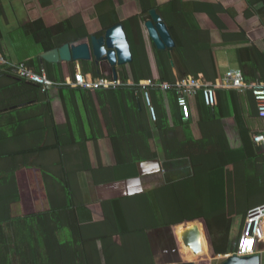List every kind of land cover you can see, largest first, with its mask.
<instances>
[{
    "label": "trees",
    "instance_id": "16d2710c",
    "mask_svg": "<svg viewBox=\"0 0 264 264\" xmlns=\"http://www.w3.org/2000/svg\"><path fill=\"white\" fill-rule=\"evenodd\" d=\"M146 23V18L141 16L133 20L142 78L152 81L151 85H141L134 62L124 65V77L117 88H72L69 83L76 75L73 69L72 80L46 91L40 85L17 77L11 68L1 70L0 79L28 85L34 95L63 88L93 92L94 98L103 94L117 98L119 94L128 105L130 131L122 121H117L118 131L108 127L104 132L112 140L118 165L127 167L155 160L153 135L158 131L166 158L189 157L193 175L179 183L103 202L94 207V222L81 223L78 208L84 201L77 182L71 181V172L60 159L52 160L55 153L59 155L58 149L55 145L42 146L41 131L35 141L28 142L24 132L26 120L10 118L18 104L1 102L0 264H158L149 231L196 220L203 222L212 253L227 256L236 249L232 247L234 219L241 217L244 224L252 209L264 205L263 150L255 145L251 155L247 153L243 159L231 162L227 153L242 149L232 146L222 130L208 124L212 121L199 125L201 136L195 139L190 121L183 118L179 107L178 82L189 77L198 79L200 74L212 85L221 82L215 53L197 49L200 32L183 29L177 34V29H171L177 45L170 55L157 48ZM251 50L256 81L264 82V54ZM26 64L38 73L45 71L50 80L54 79L50 67L36 65V61ZM84 70L90 73L86 62ZM58 71L61 73L60 69ZM108 77L99 76L94 69V79ZM162 84H169L171 88L165 89ZM223 91L217 90L218 105L208 107L212 114L213 111L218 114L225 107ZM146 93L155 110V121L148 116ZM102 132L99 135L104 137ZM32 168L40 171L45 193L39 199H45L48 208L29 212L25 203L32 189L26 179Z\"/></svg>",
    "mask_w": 264,
    "mask_h": 264
},
{
    "label": "crops",
    "instance_id": "0c3cea01",
    "mask_svg": "<svg viewBox=\"0 0 264 264\" xmlns=\"http://www.w3.org/2000/svg\"><path fill=\"white\" fill-rule=\"evenodd\" d=\"M153 9L162 16L170 31L200 32L197 49L215 53L221 78L229 70H241L247 82H258L251 49L264 54V0H0V56L11 65L36 61V65L50 67L56 84L72 80L74 72L93 78L94 69L99 76L114 79L107 63L98 66L86 62L90 73H85V62L53 64L44 61L41 55L65 44L86 42L91 36H101L105 30L122 23L131 43L140 83L151 85L152 81L142 78L133 20L138 16L150 20ZM123 68H117L119 81L124 77ZM199 78L206 82L202 74ZM3 81L0 79V103L18 104L10 118L26 120V140L35 141L41 131L42 146L55 145L59 155L55 153L52 160L60 159L71 172V181L77 182L84 201L78 208L81 223L94 222V207L103 202L149 192L193 175L189 157L166 158L158 131L153 135L155 160L127 167L118 165L112 140L104 132L108 127L118 131L117 121H122L130 131L128 105L119 94L117 98L108 94L94 98L93 92L63 88L34 95L28 85ZM189 102V126L195 139L201 136L199 125L212 121L208 124L222 130L232 146L242 149L227 153L231 162L253 153L256 147L253 138L264 132V119L258 116L251 93L224 90L225 107L218 114L208 110L201 92ZM148 116L151 120L150 112ZM101 131L104 137L99 135ZM65 154L67 158L62 159ZM29 175L26 184L30 183L32 191L27 193L26 210L47 209V201L39 199L45 193L40 171L32 168ZM22 193L26 195L23 188ZM148 236L158 264L196 263V259L204 260L200 264L224 262L223 258L212 257L201 220L153 229ZM192 236L196 238L195 246L189 243ZM196 247L198 256L194 254ZM258 253L264 264V240L259 244Z\"/></svg>",
    "mask_w": 264,
    "mask_h": 264
},
{
    "label": "built area",
    "instance_id": "2783aa9c",
    "mask_svg": "<svg viewBox=\"0 0 264 264\" xmlns=\"http://www.w3.org/2000/svg\"><path fill=\"white\" fill-rule=\"evenodd\" d=\"M5 68H11L14 74L28 82L42 86L43 90H49L57 84L50 80L45 71L36 72L30 68L26 62H20L11 65L0 56V71ZM121 83L119 80L87 77L82 72L76 73L74 80L69 83L72 88L96 89V88H117ZM161 87L170 89L169 84H162ZM180 98L179 107L185 120L190 119L191 107L189 99L201 92L204 103L207 107H216L218 105L217 90H235L239 92H251L256 106L257 114L264 119V82H247L241 70H229L221 78L217 85L206 83L203 79H194L192 77L180 81L176 85ZM145 100L149 106L151 118L155 121V110L151 105L150 97L146 93ZM254 144L260 147L264 153V132L257 134L253 138ZM264 238V205L252 209L244 222L243 234L236 245V249L231 255L239 257L252 256L257 253V243Z\"/></svg>",
    "mask_w": 264,
    "mask_h": 264
},
{
    "label": "water",
    "instance_id": "95a60500",
    "mask_svg": "<svg viewBox=\"0 0 264 264\" xmlns=\"http://www.w3.org/2000/svg\"><path fill=\"white\" fill-rule=\"evenodd\" d=\"M150 15L151 19L147 21L146 27L151 39L159 50H166L171 55L176 48V42L168 25L156 9H153ZM41 58L53 64L94 62L96 65L101 66V64L107 63L112 68L114 80H118V66L132 63L134 54L125 26L120 23L105 30L101 36L93 35L90 40L78 45L65 44L60 48L43 53ZM189 241L190 245L195 246V236H192ZM194 254L198 256L197 247L194 248ZM212 257L214 259L223 258L224 262L222 264H261L259 253L247 257L231 254L227 256L214 255ZM175 264L196 263L195 261H186Z\"/></svg>",
    "mask_w": 264,
    "mask_h": 264
},
{
    "label": "rangeland",
    "instance_id": "374dc122",
    "mask_svg": "<svg viewBox=\"0 0 264 264\" xmlns=\"http://www.w3.org/2000/svg\"><path fill=\"white\" fill-rule=\"evenodd\" d=\"M242 222V218L241 217H236L234 219V225H233V228H232V233L233 234V237H232V241H233V244H232V247H235L237 245V243L239 242L242 234H243V228H244V224L241 223ZM263 239H260L257 243V250H258V247H259V244L261 241H263ZM195 260V258H193ZM189 260V259H187ZM204 260H201L199 261V259H196V264L198 262V264H200L199 262H202ZM218 262V261H217Z\"/></svg>",
    "mask_w": 264,
    "mask_h": 264
}]
</instances>
